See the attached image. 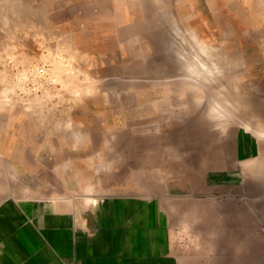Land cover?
Instances as JSON below:
<instances>
[{"label":"rangeland","instance_id":"rangeland-1","mask_svg":"<svg viewBox=\"0 0 264 264\" xmlns=\"http://www.w3.org/2000/svg\"><path fill=\"white\" fill-rule=\"evenodd\" d=\"M262 28L264 0H0V203L230 198L264 245Z\"/></svg>","mask_w":264,"mask_h":264},{"label":"crops","instance_id":"crops-1","mask_svg":"<svg viewBox=\"0 0 264 264\" xmlns=\"http://www.w3.org/2000/svg\"><path fill=\"white\" fill-rule=\"evenodd\" d=\"M95 200L0 203V264H264L257 227L230 198Z\"/></svg>","mask_w":264,"mask_h":264},{"label":"bare ground","instance_id":"bare-ground-1","mask_svg":"<svg viewBox=\"0 0 264 264\" xmlns=\"http://www.w3.org/2000/svg\"><path fill=\"white\" fill-rule=\"evenodd\" d=\"M236 1H237V0H236ZM231 2H232V0H231ZM236 3H237V2H236ZM234 4H235V3H234ZM237 4H239V3H237ZM228 5H229V3H228ZM235 5H236V4H235ZM240 5H241V4H240ZM231 7H232V6H231ZM237 9H238V8H237ZM242 12H243V11H242ZM246 13H247V12H246ZM259 13H260V12H259ZM237 14H238V13H237ZM239 14H242V13H239ZM249 20H251V19H249ZM252 21H253V20H252ZM229 29H230V28H229ZM262 30H264V29L262 28ZM262 30H261V31H262ZM224 31H225V30H224ZM231 33H232V32H231ZM236 49H237V48H236ZM201 52H203V51H201ZM214 54H215V53H214ZM216 54H217V53H216ZM216 54H215V55H216ZM218 54H219V53H218ZM218 54H217V55H218ZM221 54H222V53H221ZM211 55H213V51H212V54H211ZM228 56H229V55H228ZM228 56H227V57H228ZM183 57H184V56H183ZM209 57H210V56H209ZM213 57H214V56H213ZM243 57H244V56H243ZM210 58H211V57H210ZM214 58H215V57H214ZM223 60H224V59H223ZM223 60H222V61H223ZM234 61H235V60H234ZM214 62H215V61H214ZM218 62H219V61H218ZM232 62H233V60H232ZM180 63H181V62H180ZM215 63H216V62H215ZM234 63H235V62H234ZM234 63H233V64H234ZM235 64H236V63H235ZM235 64H234V65H235ZM240 64H241V63H240ZM181 65H182V64H181ZM216 65H217V64H216ZM224 65H225V64H224ZM175 66H176V65H175ZM221 67H222V66H221ZM177 68H180V65H179V67H177ZM215 68H216V67H215ZM252 80H253V79H252ZM253 81H254V80H253ZM241 84H242V83H241ZM252 84H253V83H252ZM254 84H255V83H254ZM254 84H253V86H254ZM238 85H239V84H238ZM238 85H237V86H238ZM260 85H261V84H260ZM237 86H236V87H237ZM250 86H251V84H250ZM251 88H252V87H251ZM238 89H239V86H238ZM234 90H235V89H234ZM246 90H247V89H246ZM240 92H241V91H240ZM251 92H252V91H251ZM253 92H255V91H253ZM247 93H248V92H247ZM249 93H250V92H249ZM240 94H241V93H240ZM242 94H243V93H242ZM257 95H258V94H257ZM257 95H256V96H257ZM226 97H228V96H226ZM254 97H255V96H254ZM256 99H257V98H256ZM218 102H219V101H218ZM220 102H221V101H220ZM229 102H230V101H229ZM235 103H236V101L234 102V104H235ZM228 104H229V103H228ZM228 104H227V105H228ZM243 106H244V105H243ZM234 107H235V106H234ZM263 107H264V106H263ZM226 110H227V108H226ZM228 110H230V109H228ZM263 110H264V109H263ZM261 111H262V110H261ZM228 113H230V112L228 111ZM222 114H223V113H222ZM222 114H221V115H222ZM248 114H249V113H248ZM223 115H224V114H223ZM216 116H217V115H216ZM219 116H220V115H219ZM222 117H223V116H222ZM248 117H249V116H248ZM263 117H264V116H263ZM209 118H211V117H209ZM212 118H213V117H212ZM235 118H236V117H235ZM225 119H226V118L224 117V121H226ZM230 119H233V118H230ZM210 120H211V119H210ZM219 120H221V119H219ZM237 121H238V120H237ZM219 122H220V121H219ZM222 122H223V120H222ZM222 122H221V123H222ZM232 122H233V121H232ZM249 123H250V122H249ZM246 124H247V123H246ZM255 124H256V122H255ZM256 126H257V124H256ZM261 128H262V127H261ZM258 129H259V128H258ZM259 130H260V129H259ZM259 130H257V131H259ZM257 131H256V132H257ZM256 132H255V133H256ZM262 132H263V129H262ZM262 132H259V135H260V133H262ZM236 133H237V132H236ZM256 134H257V133H256ZM261 135H262V134H261ZM229 143H230V142H229ZM212 145H213V143H212ZM220 146H221V145H220ZM231 147H232V146H231ZM231 147H230V149H231ZM233 149H234V147H233ZM234 150H235V149H234ZM234 150H233V151H234ZM216 158H217V157H216ZM203 159H204V158H203ZM217 159H218V158H217ZM217 159H216V160H217ZM214 160H215V159H214ZM224 161H225V160H224ZM221 162H222V161H221ZM215 163H216V161H215ZM225 163H226V162H225ZM222 165H223V164H222ZM224 165H225V164H224ZM224 165H223V166H224ZM202 166H203V165H202ZM214 167H215V164H214ZM218 167H219V165H218ZM248 167H249V166H248ZM216 169H217V168H216ZM218 170H219V169H218ZM221 170H222V169H221ZM208 176H210L209 173H208ZM199 177L202 178L203 176H199ZM206 179H210V178L207 177Z\"/></svg>","mask_w":264,"mask_h":264}]
</instances>
